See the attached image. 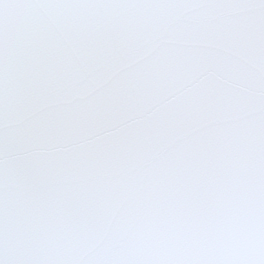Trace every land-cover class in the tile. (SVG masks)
<instances>
[{
  "label": "snow or ice",
  "instance_id": "snow-or-ice-1",
  "mask_svg": "<svg viewBox=\"0 0 264 264\" xmlns=\"http://www.w3.org/2000/svg\"><path fill=\"white\" fill-rule=\"evenodd\" d=\"M0 264H264V0H0Z\"/></svg>",
  "mask_w": 264,
  "mask_h": 264
}]
</instances>
